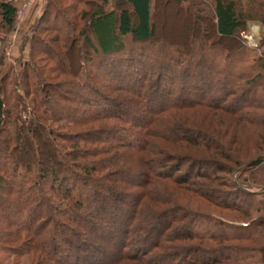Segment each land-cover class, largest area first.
I'll list each match as a JSON object with an SVG mask.
<instances>
[{
	"label": "trees",
	"instance_id": "16d2710c",
	"mask_svg": "<svg viewBox=\"0 0 264 264\" xmlns=\"http://www.w3.org/2000/svg\"><path fill=\"white\" fill-rule=\"evenodd\" d=\"M39 2L11 104L0 69L1 244L26 264H264V200L239 182L264 185V54L239 37L264 0ZM17 9L0 0V64Z\"/></svg>",
	"mask_w": 264,
	"mask_h": 264
},
{
	"label": "rangeland",
	"instance_id": "374dc122",
	"mask_svg": "<svg viewBox=\"0 0 264 264\" xmlns=\"http://www.w3.org/2000/svg\"><path fill=\"white\" fill-rule=\"evenodd\" d=\"M9 1H12L13 3L17 4L18 9L22 7V4H20V0H18V1L17 0H9ZM37 3H38V5H36L34 2L31 3V5L26 9V11L24 10L25 13H24L23 18H22L21 21H16V17H15V24H14L13 28L7 34H5V38H4V42H3V63L0 64V69H2L1 73L9 71L8 76L6 78V83H5V96H6L7 100H8V102H10L9 104H11V102L13 101V98H14V95L12 94V86H13L14 75H16L13 70H10L11 66H16V68L19 69L18 68L19 67V61L17 60V58L20 57L21 58L20 61H23L24 59H27L28 58V49H29L28 42H26L25 44L21 45V40L18 43H17V41H15V45H14L13 44L14 40L12 41V39L14 37L13 33L15 31L18 32V33L21 32V35H22L23 31L31 23H33L35 21L36 17L39 15V13L41 11V2H37ZM35 5L37 6V10L33 12V13H35L34 17L33 18H29V19H31L30 22L28 24L24 25L25 24L24 23L25 15H26L27 10L30 7H34ZM170 5H172V6H170V8H168V13L170 14V18L171 17H173L174 19L175 18H182L184 20V22L189 23V25H192L195 21L198 22V23H203V24L205 23V22H203L204 21L203 19H202V22L199 21V20H196V16H195L196 15V9H195V7L190 9L188 11L189 14L186 15V14H184L185 12H182L180 14L176 13L175 10H174V5L173 4H170ZM80 7H81V5H79V8ZM161 17H162V15L160 13H158L156 15V18H157L158 21L161 20L160 19ZM170 18H169V20L172 19V18L171 19ZM16 22H18L17 25H16ZM253 25H255L256 27H254ZM257 25H258V28H257ZM251 27L253 28V30H251ZM251 31L255 32V35H253L252 42L249 43V42H247L245 40L244 34L247 33V32L249 33ZM257 31L259 33H256ZM11 33H12L13 37L11 36V38H9ZM174 33L175 32L167 34L165 32L163 33V32L160 31L158 33V35L156 36V38H162V39L166 38V39H168V41H178V40H180V36L177 35V34L175 35ZM210 34H211V36L215 35V30H214L213 27H212V30H211ZM239 37H240L241 40H243L247 50L249 51V53L252 56H256V55H259V54L260 55L264 54V29L261 26L259 21H257V20H249V21H247L246 25L241 29ZM239 37H237L236 35L235 36H231V37H219V39H216V40L220 41L222 44L226 45L228 48H231V47H233L234 45H236L240 41ZM124 42L128 46L131 45V43H132L131 37L129 35L124 36ZM5 45H6V47H7V45L9 46L8 55L5 52V50H6ZM37 57H38V53H37V56L35 58H37ZM92 65H94V64H92ZM16 73H17V71H16ZM247 149H250V148H247ZM246 153L249 154V151L246 152ZM255 154H256L255 152L253 154L250 153L249 156L252 157ZM261 160H262L261 161L262 162L261 165L264 166V156L261 158ZM187 168H188L187 164L181 165L180 169H179L180 171H178V173L184 171ZM206 169H207V166H205V170ZM209 171L211 172L212 169H210ZM263 172H264V170H263ZM218 174L220 176V182H224L225 183L228 174L225 173V172H219ZM236 175H237V173H234L233 177L236 178ZM258 179H259V177L255 174V172L250 170V171L244 172V173H242L240 175L239 182L241 184H243L244 186H248L249 188H252L253 190L255 189V191H258L259 193L256 196L257 200L258 199H263L264 200V190H261V188H260V187H264V185L261 182H258ZM221 188H222V191L223 190H227L225 186H220L217 189H221ZM229 195H232V194H228V196ZM228 198H230V197H228ZM103 201H104V199H103ZM115 204L116 203H113V206H115ZM110 208H111V206L108 209H110ZM211 209L213 211H218L214 207H211ZM109 212L110 211L105 213L108 216V218L106 216L105 217H106L107 221H110L112 223V217L109 215ZM111 215H113V212H111ZM256 217L258 218V217H260V215H254L252 217V219H254ZM237 219H239V218H237ZM236 223H238V222H236ZM2 239H3V233L0 231V261H2L4 264H26V256L24 255V256H21V257H15V255L12 252H10V250L8 248L6 249L1 244ZM100 242L105 244V241H103V240H101Z\"/></svg>",
	"mask_w": 264,
	"mask_h": 264
},
{
	"label": "built area",
	"instance_id": "2783aa9c",
	"mask_svg": "<svg viewBox=\"0 0 264 264\" xmlns=\"http://www.w3.org/2000/svg\"><path fill=\"white\" fill-rule=\"evenodd\" d=\"M18 1V0H17ZM35 0H20V4H22V7L21 8H19V9H17V13H16V21H21L22 20V18H23V15H24V10L26 11V9L31 5V3H33ZM19 4V5H20ZM17 23L18 22H16V25H17ZM254 27H256L255 25H253ZM252 26V27H253ZM251 27V30H253V28ZM257 28H258V25H257ZM256 33H259L258 31L256 32ZM253 35H255V32H247V33H245L244 34V37H245V40L247 41V42H252V40H253ZM11 36H12V33H11V35L9 36V38H11ZM13 37V36H12ZM10 40V39H9ZM5 48H6V50H5V52L7 53V55H8V48H9V46L7 45V47H6V45H5Z\"/></svg>",
	"mask_w": 264,
	"mask_h": 264
},
{
	"label": "crops",
	"instance_id": "0c3cea01",
	"mask_svg": "<svg viewBox=\"0 0 264 264\" xmlns=\"http://www.w3.org/2000/svg\"><path fill=\"white\" fill-rule=\"evenodd\" d=\"M37 2H39V0H36V1H34V3L36 4V5H38V3ZM34 6V7H30L28 10H27V12H26V15H25V21H24V25H26V24H28L29 22H30V20L31 19H29V18H33L34 17V14L35 13H33L34 11H36L37 10V6ZM13 39H12V41L14 40V42H13V44L15 45V41H17V43L21 40V32H14L13 33Z\"/></svg>",
	"mask_w": 264,
	"mask_h": 264
}]
</instances>
